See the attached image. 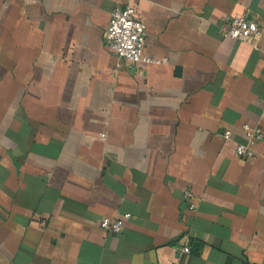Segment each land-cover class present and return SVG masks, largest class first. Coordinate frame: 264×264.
<instances>
[{
  "label": "crops",
  "instance_id": "crops-1",
  "mask_svg": "<svg viewBox=\"0 0 264 264\" xmlns=\"http://www.w3.org/2000/svg\"><path fill=\"white\" fill-rule=\"evenodd\" d=\"M126 4L164 63L117 68ZM263 56L264 0H0V264H264Z\"/></svg>",
  "mask_w": 264,
  "mask_h": 264
},
{
  "label": "built area",
  "instance_id": "built-area-1",
  "mask_svg": "<svg viewBox=\"0 0 264 264\" xmlns=\"http://www.w3.org/2000/svg\"><path fill=\"white\" fill-rule=\"evenodd\" d=\"M224 34L235 40L251 41L263 35L262 23L248 15L229 16L225 19ZM106 39L109 48L118 57L117 68H122L124 64L128 69H135L139 65L164 63L165 59L155 58L146 54L145 47L147 42V26L137 14L136 9L130 5H118L111 14L110 22L106 29ZM264 62V56H263ZM243 129L246 133V142L238 143L236 146L237 155L242 158L251 157L255 154L251 146L254 140L264 138V133L259 127H252L244 124ZM226 139L232 137L231 130L220 133ZM185 201L189 203V208L195 210L197 203L193 200V193L185 191ZM130 217V214H125ZM100 225L104 230L119 233L124 225L122 218L103 217ZM184 252L189 253L191 248L188 244L182 246Z\"/></svg>",
  "mask_w": 264,
  "mask_h": 264
}]
</instances>
